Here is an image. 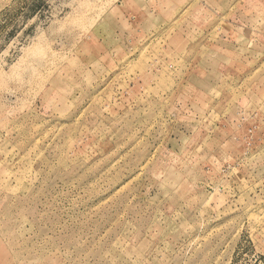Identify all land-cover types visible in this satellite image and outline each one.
<instances>
[{"label": "rangeland", "instance_id": "374dc122", "mask_svg": "<svg viewBox=\"0 0 264 264\" xmlns=\"http://www.w3.org/2000/svg\"><path fill=\"white\" fill-rule=\"evenodd\" d=\"M0 264H264V0H0Z\"/></svg>", "mask_w": 264, "mask_h": 264}]
</instances>
